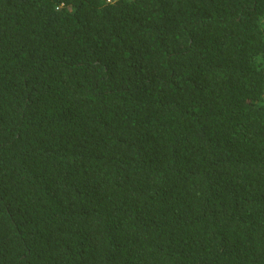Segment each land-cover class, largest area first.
I'll return each mask as SVG.
<instances>
[{
	"label": "trees",
	"instance_id": "trees-1",
	"mask_svg": "<svg viewBox=\"0 0 264 264\" xmlns=\"http://www.w3.org/2000/svg\"><path fill=\"white\" fill-rule=\"evenodd\" d=\"M0 264H264V0H0Z\"/></svg>",
	"mask_w": 264,
	"mask_h": 264
}]
</instances>
